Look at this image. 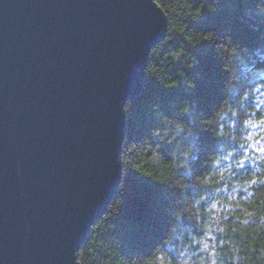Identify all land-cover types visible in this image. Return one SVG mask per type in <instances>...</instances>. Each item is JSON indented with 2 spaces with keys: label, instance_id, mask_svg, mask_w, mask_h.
<instances>
[{
  "label": "water",
  "instance_id": "obj_1",
  "mask_svg": "<svg viewBox=\"0 0 264 264\" xmlns=\"http://www.w3.org/2000/svg\"><path fill=\"white\" fill-rule=\"evenodd\" d=\"M166 33L156 0H0V264H80Z\"/></svg>",
  "mask_w": 264,
  "mask_h": 264
},
{
  "label": "clouds",
  "instance_id": "obj_2",
  "mask_svg": "<svg viewBox=\"0 0 264 264\" xmlns=\"http://www.w3.org/2000/svg\"><path fill=\"white\" fill-rule=\"evenodd\" d=\"M200 7L222 22L209 39L215 51L213 76L218 73L223 98L209 115H202L190 99L165 102L160 96L137 113L135 124L146 131L129 146L130 152L134 160L151 154L149 167L164 184L166 194L161 195L167 201L164 230L146 253L133 255L138 264L145 256L151 264L264 261V250L255 256L244 251L232 238L236 229L230 233L226 224L264 189V0H202ZM197 63L194 54L180 60L178 71L186 89L196 87L188 74ZM197 77L208 80L206 74ZM131 109V100L122 106L126 117ZM201 132L216 140L202 158ZM190 188L196 191L190 193ZM250 221L264 229V215L256 218V213L246 212L241 227L247 228Z\"/></svg>",
  "mask_w": 264,
  "mask_h": 264
},
{
  "label": "trees",
  "instance_id": "obj_3",
  "mask_svg": "<svg viewBox=\"0 0 264 264\" xmlns=\"http://www.w3.org/2000/svg\"><path fill=\"white\" fill-rule=\"evenodd\" d=\"M156 2L166 15L167 33L150 52L141 93L130 99L131 115L125 116V137L128 141L126 143L124 139L121 150V182L106 212L93 223L80 247V264H138L133 255L146 253L164 230L167 201L161 194H166V188L155 176L153 168L149 167L151 154L145 152L134 160L135 153L130 152L129 146L146 131L135 124L137 113L142 112L153 97L160 96L165 102L190 99L202 115H209L223 98L219 91L218 73L213 76L216 70L215 51L209 39L213 29L222 27L220 17L211 16L207 7L201 8L202 0ZM191 54L198 58L196 67L188 74L195 79L196 87L186 89L178 69L180 60ZM198 74H206L208 80L199 79ZM159 81L163 82V86ZM199 144V156L202 158L204 152L215 147L216 140L210 133L201 132ZM194 171H201L200 159L196 160ZM138 175L146 179L142 180ZM188 191L191 193L196 189ZM246 212L256 213V218L264 215V189L256 192L252 204L237 209L226 221L230 233L233 228L236 229L231 233L232 238L243 245L244 251L255 256L258 251L264 250V229L256 228L251 221L247 228L241 227ZM143 264H151L150 258L145 256ZM251 264H264V261L253 260Z\"/></svg>",
  "mask_w": 264,
  "mask_h": 264
}]
</instances>
